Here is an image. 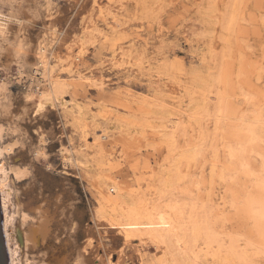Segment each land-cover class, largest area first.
I'll return each mask as SVG.
<instances>
[{"label": "rangeland", "instance_id": "obj_1", "mask_svg": "<svg viewBox=\"0 0 264 264\" xmlns=\"http://www.w3.org/2000/svg\"><path fill=\"white\" fill-rule=\"evenodd\" d=\"M0 14L20 264H264V0H0ZM40 59L58 81L43 106ZM41 215L52 231L34 246Z\"/></svg>", "mask_w": 264, "mask_h": 264}, {"label": "bare ground", "instance_id": "obj_2", "mask_svg": "<svg viewBox=\"0 0 264 264\" xmlns=\"http://www.w3.org/2000/svg\"><path fill=\"white\" fill-rule=\"evenodd\" d=\"M1 15L0 14V18H1ZM5 19H8V18H5ZM56 32V31H55ZM43 54L45 53V48L42 46L40 47L39 49ZM43 58V57H42ZM40 67H42L41 69V75L43 77L46 78V80L48 81V86H49V90L47 91L46 94L42 95V97L40 98L39 100V104L40 106H43L45 103L47 102H50L51 98L53 97H58V81L56 80V78L52 77V73H53V70L49 69L48 68V65H47V60L45 61L44 59H40ZM59 62V61H58ZM69 67V66H68ZM259 73V72H258ZM56 99V98H55ZM44 120V119H43ZM51 127V126H50ZM37 129V128H36ZM30 134V133H29ZM43 136V135H42ZM107 136V135H106ZM104 134L101 136V138H105L106 137ZM36 140V139H35ZM53 142V141H52ZM49 144V143H48ZM20 150V149H19ZM40 175V174H39ZM3 181L1 180L0 178V205H1V210H2V226H3V234H4V238H5V242H6V248H7V254H8V258H9V264H20L18 262V259L16 257V253L19 249V243H17V245H15L14 247L10 245V242H9V238H10V234L7 232V227H8V223H9V217L7 215V211H8V208H9V194H8V190H6L5 188H3ZM47 195V194H46ZM43 197V196H42ZM34 200V199H33ZM37 202V201H36ZM46 209V208H45ZM43 209V210H45ZM39 211H41L39 209ZM35 212V210H34ZM43 213H45V211H43ZM42 214V213H41ZM34 215V214H33ZM44 215V214H43ZM48 215V213L46 214ZM45 215V216H46ZM36 216V215H35ZM44 216V217H45ZM40 217V215H39ZM49 218V216H48ZM51 218V217H50ZM43 219V220H42ZM42 220V221H41ZM41 222L39 221V223H36L37 225L33 226L34 228L31 229L30 231V234L28 236V240L33 242L34 243V246H35V243H44L46 242L47 240H49V236L51 234V231L52 230H49V227H51V224L49 226V221L47 219V216L45 218H42V215H41ZM158 221L159 223H161L162 225H164V219H163V216H161L159 214V217H158ZM51 223V222H50ZM151 224V223H150ZM53 228V227H52ZM51 228V229H52ZM170 229V228H169ZM172 229V228H171ZM170 231V230H169ZM172 232V230H171ZM170 232V233H171ZM53 236V235H52ZM174 236V235H173ZM161 238V237H160ZM26 240V238L24 239ZM16 241V239H15ZM58 241V240H57ZM195 241V240H194ZM18 242V241H17ZM28 242V241H26ZM30 242V243H31ZM25 243V241H24ZM14 244V243H13ZM23 244V243H22ZM39 244V246H40ZM31 245V244H30ZM175 245V244H174ZM86 248V247H85ZM186 249V248H185ZM93 253V252H92ZM54 254V253H52ZM194 255V253H193ZM67 256V255H66ZM195 256V255H194ZM83 257V256H82ZM86 257V256H85ZM84 257V258H85ZM196 257V256H195ZM194 257V258H195ZM87 259V258H86ZM92 260V259H91ZM56 261V260H55ZM88 261V259H87ZM86 261V262H87ZM64 262V261H63ZM85 262V263H86ZM89 263V262H88ZM92 263V262H91ZM58 264V263H57ZM61 264V263H60ZM65 264V263H63ZM81 264V263H80Z\"/></svg>", "mask_w": 264, "mask_h": 264}, {"label": "water", "instance_id": "obj_3", "mask_svg": "<svg viewBox=\"0 0 264 264\" xmlns=\"http://www.w3.org/2000/svg\"><path fill=\"white\" fill-rule=\"evenodd\" d=\"M0 264H9L6 242L3 234L1 205H0Z\"/></svg>", "mask_w": 264, "mask_h": 264}]
</instances>
